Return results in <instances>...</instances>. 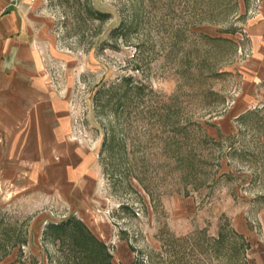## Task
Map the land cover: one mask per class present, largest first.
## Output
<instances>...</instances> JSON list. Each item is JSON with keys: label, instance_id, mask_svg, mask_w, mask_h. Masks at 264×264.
<instances>
[{"label": "rangeland", "instance_id": "rangeland-1", "mask_svg": "<svg viewBox=\"0 0 264 264\" xmlns=\"http://www.w3.org/2000/svg\"><path fill=\"white\" fill-rule=\"evenodd\" d=\"M3 14L22 24L4 74L17 64L49 102L30 164L0 181V264H264V0H0ZM123 76L153 94L119 116L96 95Z\"/></svg>", "mask_w": 264, "mask_h": 264}, {"label": "crops", "instance_id": "crops-1", "mask_svg": "<svg viewBox=\"0 0 264 264\" xmlns=\"http://www.w3.org/2000/svg\"><path fill=\"white\" fill-rule=\"evenodd\" d=\"M21 28V22L15 21L12 15L0 16V181L8 182L17 177L22 165L30 164L31 140L46 138L41 130L44 125L43 110L49 102L44 99V90L41 92L26 83L22 71L15 66L17 64L6 74L2 70L3 57L9 52V47L11 50L8 54L13 49L12 44L19 43L18 38L13 42L12 38L8 41L5 37ZM254 35L260 39L258 42H262L264 27L255 31ZM5 39L6 42L3 41ZM27 50L30 52L29 47ZM23 56L25 53L21 55L22 59Z\"/></svg>", "mask_w": 264, "mask_h": 264}, {"label": "trees", "instance_id": "trees-1", "mask_svg": "<svg viewBox=\"0 0 264 264\" xmlns=\"http://www.w3.org/2000/svg\"><path fill=\"white\" fill-rule=\"evenodd\" d=\"M86 12L89 14V17H91V19L93 18V19H96V20L101 21V22H104L110 18L109 13L101 12L99 10L92 9L90 11L87 10ZM125 31H126V25L122 24L119 28H116L112 31L111 37L114 38L115 36H123V33ZM202 36L205 39H209V40L211 39L213 41L220 40V38H210L207 35H203V34H202ZM135 70L139 71L140 68L137 67ZM222 74H224V73L223 72L219 73V75H222ZM140 83L141 84H139V81L136 80L133 76H123L120 79V81L118 80L117 82H112L110 85H108V87L106 89H102V90L97 91L96 97H98V98H96V100L99 101V97L100 96L102 97V95H104L106 97V101L109 104H113L114 106L117 107V109L119 110L117 112V114L119 116H123V114L126 112V108L130 102L133 103L135 101L144 100V97L146 95V93H145L146 90L149 92V94H153V91L147 85L142 84V82H140ZM105 87H106V85H105ZM180 127L181 128L174 127L172 131L174 132V130L176 131L177 129H179L177 131L186 134L184 137V139H185L184 141H187L191 137L189 134V127H191V126H190V124H186V125H183V127L182 126H180ZM221 135L222 134L219 133L220 138L222 137ZM207 137L210 140H212L214 144H218L219 146L221 145L220 144L221 141L217 143L216 139L210 137L208 134H207ZM189 155L191 157L196 156V155H194L193 150L189 151ZM179 158H180V161H183V158H188V156L186 155L185 157L184 156L182 157L181 154H179ZM183 175L184 176L182 177V180L183 181L188 180V182L185 185L186 188L189 184H193L194 182H196L194 177H197V175L195 176L193 174L194 175L193 176V175L189 174L188 172L183 173ZM194 188L198 189L199 187H198V185H195ZM186 196H189V193H187ZM71 223H74V221L70 220L66 223H62V224H58V225L52 224L51 227L54 230L65 231V229L68 226H70ZM74 229H75V233H74L75 235L74 236L76 239V243L78 245H80L81 247L84 246L86 249L90 248L89 250H91L92 252L96 251L99 254H100V252L102 253L103 244H101L81 222H75ZM233 235L235 237L242 238V236L239 235L237 232H233ZM220 238H221V236H220Z\"/></svg>", "mask_w": 264, "mask_h": 264}]
</instances>
